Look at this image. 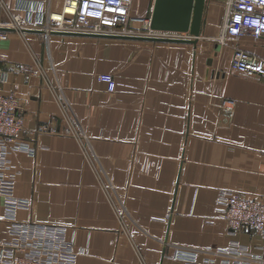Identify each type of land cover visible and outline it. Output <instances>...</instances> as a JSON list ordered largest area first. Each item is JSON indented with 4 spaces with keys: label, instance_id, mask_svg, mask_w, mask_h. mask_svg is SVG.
I'll use <instances>...</instances> for the list:
<instances>
[{
    "label": "crops",
    "instance_id": "1",
    "mask_svg": "<svg viewBox=\"0 0 264 264\" xmlns=\"http://www.w3.org/2000/svg\"><path fill=\"white\" fill-rule=\"evenodd\" d=\"M63 1L5 0L36 24ZM152 3L133 1L132 31ZM223 12V0H205L195 44L9 32L0 90L15 95L19 136L35 148L9 154L14 193L31 200L18 220L65 226L76 264H183L175 249L232 239L264 264V240L230 233L216 211L220 188L264 195V77L231 65L233 43L264 58V38L220 43ZM99 73L113 76V91Z\"/></svg>",
    "mask_w": 264,
    "mask_h": 264
},
{
    "label": "built area",
    "instance_id": "2",
    "mask_svg": "<svg viewBox=\"0 0 264 264\" xmlns=\"http://www.w3.org/2000/svg\"><path fill=\"white\" fill-rule=\"evenodd\" d=\"M134 0H64L58 11H47L42 24L32 21L31 11L23 13L9 8L0 0V45L12 30L70 31L91 34H141L155 38H188L186 32L151 29L149 19H141V26L131 30V6ZM224 12L220 43L237 42L244 35L264 38V0H223ZM231 65L248 75L264 77V58L248 53L233 43ZM39 71V68H38ZM98 78L113 91L115 81L109 73ZM4 75L0 70V82ZM14 94L0 90V220H8L9 240L0 238V264H76L78 251L66 239V227L51 223L23 222L17 219L19 208H29L31 200L15 195V172L9 154L13 150L33 153L34 147L20 136L23 117L16 112ZM39 130H44L40 128ZM69 131V130H66ZM216 211L226 221L229 232H255L264 240V195L250 198L241 192L220 188L216 194ZM264 255V243L258 247ZM208 253L199 258L200 253ZM214 256H221L220 260ZM229 256H235L230 259ZM183 264H259L261 258L246 244L232 239L223 249L177 248L170 256ZM258 257V258H257ZM246 258V259H242Z\"/></svg>",
    "mask_w": 264,
    "mask_h": 264
},
{
    "label": "water",
    "instance_id": "3",
    "mask_svg": "<svg viewBox=\"0 0 264 264\" xmlns=\"http://www.w3.org/2000/svg\"><path fill=\"white\" fill-rule=\"evenodd\" d=\"M205 0H153L149 27L157 30L188 33V38H155L141 34H91L70 31H52L54 34L101 36L151 41L187 42L195 44L199 34ZM41 32V30H36Z\"/></svg>",
    "mask_w": 264,
    "mask_h": 264
},
{
    "label": "bare ground",
    "instance_id": "4",
    "mask_svg": "<svg viewBox=\"0 0 264 264\" xmlns=\"http://www.w3.org/2000/svg\"><path fill=\"white\" fill-rule=\"evenodd\" d=\"M131 22H133V24H140V22H138V21H131Z\"/></svg>",
    "mask_w": 264,
    "mask_h": 264
}]
</instances>
